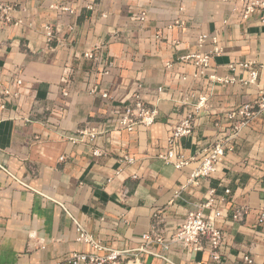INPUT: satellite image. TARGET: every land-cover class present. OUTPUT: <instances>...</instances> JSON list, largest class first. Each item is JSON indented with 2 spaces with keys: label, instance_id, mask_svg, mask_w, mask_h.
I'll use <instances>...</instances> for the list:
<instances>
[{
  "label": "crops",
  "instance_id": "obj_1",
  "mask_svg": "<svg viewBox=\"0 0 264 264\" xmlns=\"http://www.w3.org/2000/svg\"><path fill=\"white\" fill-rule=\"evenodd\" d=\"M0 2L14 8L12 22L0 17V83L17 93L4 107L0 94V264H54L74 251L92 252L76 240L78 225L105 247L135 249L155 208L165 210L172 225L204 202L212 187L218 195L231 190L225 201H214L224 215L217 222L226 233L223 264H245L247 254L252 264H264V113L242 128L234 151L209 179L188 185L177 197L174 190L186 183L198 162L176 169L156 157L182 115L178 100L184 89L209 92L212 105L208 115L197 118L194 135L182 140L187 157L215 140L214 122L226 110L252 102L264 91V26L256 14L242 20L241 0ZM177 18L182 26L174 25ZM45 25L55 30L51 42ZM202 31L219 34L223 44L224 52L211 62L217 74L232 75L226 67L231 62H255L262 66L258 84L209 88L205 79L181 82L179 75L190 76L194 67L180 57L197 50ZM89 52L100 59H88ZM107 64L111 68L103 75ZM235 75L245 78L247 72ZM17 77L20 85L14 83ZM138 85L146 102L157 104L152 125L101 135L96 144L106 154L98 158L84 142L69 139L93 119L114 126L122 102L131 99ZM104 91L110 99L102 97ZM125 153L136 162L117 172ZM234 206L246 208L243 221L230 220ZM148 249L152 253L141 254L146 264H214L207 252L178 244Z\"/></svg>",
  "mask_w": 264,
  "mask_h": 264
},
{
  "label": "built area",
  "instance_id": "obj_2",
  "mask_svg": "<svg viewBox=\"0 0 264 264\" xmlns=\"http://www.w3.org/2000/svg\"><path fill=\"white\" fill-rule=\"evenodd\" d=\"M243 7L240 11L242 20H247L252 14L258 16V21L264 26V0H241ZM92 9V7H89ZM64 13H73V9L61 7ZM14 8L10 5L0 2V17L3 22H12V12ZM179 11H183L179 7ZM146 13L142 12L140 21H144ZM20 21V20H19ZM184 22L177 18L174 25L182 26ZM45 37L47 42H51L55 35V30L51 25L44 26ZM197 50L191 54L180 57V61L194 67L192 74L179 75L181 82L188 81L191 77L193 81L203 80L207 82L209 88L216 84H241L243 86H251L258 84V78L262 70V66L255 62L239 61L231 62L226 67L232 72V75L222 76L217 74L212 68L211 62L224 52V47L220 36L217 33H209L202 31L196 37ZM204 46H208L204 50ZM88 59L99 60L100 57L89 52L85 55ZM172 63H167L166 67L171 68ZM111 64H107L103 70V75L108 74ZM238 70L246 71L247 77L237 78L235 72ZM15 85H20L22 79L17 77L14 81ZM1 97L4 102L11 101L17 97V93L13 91L12 86H2L0 83ZM162 88H158L161 91ZM64 95L68 92L63 91ZM102 97L110 99L107 91L102 93ZM209 92L200 91L197 88H186L181 91L179 104L182 108L181 117L171 126L166 140V146L156 155L157 159L162 160L166 164L172 165L176 169H182L189 165L190 162L197 161L198 165L191 170L186 183L180 185L174 190L173 197L180 195L188 185H198L201 180L209 179L216 170L218 164L223 161L228 152L235 149V144L243 127L250 120L260 113H264V91L259 90L254 101L243 103L237 107L226 110L220 119L214 122V126L218 129V133L214 141L197 147L191 156H185L182 150V140L193 136L196 128L197 118L201 115H208L212 110ZM156 102L159 101L157 97ZM120 114L117 117L114 126L107 127L102 120H92L85 126L77 129L75 136H70L72 142H84L88 152L94 157L105 156V150L96 144V140L109 132L110 130L133 131L137 126L149 127L152 125L158 115L157 104H151L144 99L143 88L138 85L128 102H122ZM64 160V157H61ZM121 167L117 172L123 170L122 165H132L136 162L133 155L125 153L119 159ZM132 177L136 178V174ZM230 188H224L223 194L218 195L216 187H212L208 191L206 200L196 208L187 210L186 214L177 222L169 225L165 210L155 208L151 216L150 228L141 236V245L132 250H118L103 246L100 241L96 240L83 227L77 226L76 240L81 243L88 244L93 248L92 252H72L68 258L54 264H146L142 258L143 253H152L148 246L157 244L162 249L168 250L173 244L195 252H207L209 259L214 264H223L225 260V242L226 233L217 222L224 219L221 210L215 206V198L225 201L230 195ZM247 210L241 206L231 208L229 218L233 222L243 221ZM261 220H264V210L260 213ZM245 264H252L253 259L250 255L243 256Z\"/></svg>",
  "mask_w": 264,
  "mask_h": 264
}]
</instances>
